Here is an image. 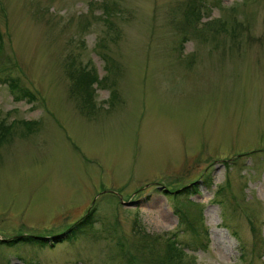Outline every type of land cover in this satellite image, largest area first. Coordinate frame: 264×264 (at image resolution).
I'll use <instances>...</instances> for the list:
<instances>
[{
	"label": "rangeland",
	"instance_id": "obj_1",
	"mask_svg": "<svg viewBox=\"0 0 264 264\" xmlns=\"http://www.w3.org/2000/svg\"><path fill=\"white\" fill-rule=\"evenodd\" d=\"M0 32V264H264V0H0Z\"/></svg>",
	"mask_w": 264,
	"mask_h": 264
},
{
	"label": "trees",
	"instance_id": "obj_2",
	"mask_svg": "<svg viewBox=\"0 0 264 264\" xmlns=\"http://www.w3.org/2000/svg\"><path fill=\"white\" fill-rule=\"evenodd\" d=\"M186 19L189 21V22H192V19L197 22V23H201L199 20L201 19V14H200V9L193 4L188 5V9H187V13H186ZM189 17H191L192 19H190ZM219 21V20H217ZM225 23H221V27L224 26ZM1 40H2V37H1V32H0V47H1ZM81 76L79 77V83H84L86 82V80H90V79H93L95 77V73L92 72V71H81L80 73ZM96 79V77H95ZM91 81V80H90ZM102 81V80H100ZM96 82V80H95ZM8 85L11 89V91L13 93H18L20 95V97L22 98H25V97H30L31 96V93H29V91L27 89H25V87H23L18 79H13V78H9L8 79ZM87 86V85H86ZM24 123L26 124H31L27 121H23ZM8 128L7 126H5L4 124H1L0 125V140H2V138L5 136V133L8 132ZM195 183V182H194ZM194 185V184H193ZM185 191L188 190V187H184L183 188ZM192 191H196V187L195 188H192L191 189ZM180 190H177V193H179ZM90 214H89V211L88 213L84 214L83 216H81L76 222H74L73 224H71L65 232L69 231L70 234L72 235H75L77 234L78 232H83V230H87V226H90L91 225V219L89 218ZM194 230V228H193ZM68 232V233H69ZM59 236H55L53 238H57ZM24 239L25 242H37V243H41L42 241V238H34V237H25ZM177 243L172 241L171 239H168L167 240V243H166V246H165V252H164V256L162 257V261L165 262L166 260L169 261V262H172L173 261V258L175 259H178L179 257V250H177Z\"/></svg>",
	"mask_w": 264,
	"mask_h": 264
}]
</instances>
